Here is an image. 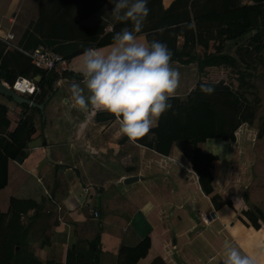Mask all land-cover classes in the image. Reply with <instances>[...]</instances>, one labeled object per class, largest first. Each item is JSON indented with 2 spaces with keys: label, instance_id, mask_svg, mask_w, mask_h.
Wrapping results in <instances>:
<instances>
[{
  "label": "crops",
  "instance_id": "1",
  "mask_svg": "<svg viewBox=\"0 0 264 264\" xmlns=\"http://www.w3.org/2000/svg\"><path fill=\"white\" fill-rule=\"evenodd\" d=\"M172 1L161 0L163 8ZM240 1L245 5L254 2ZM38 6L39 0H0V22L4 21L6 26L0 27V32L13 34L10 46L17 45L29 21L38 17ZM100 11L95 13L94 20L104 23V30L110 32L115 20L113 13ZM200 27L209 28L205 22ZM251 34L235 41L220 39L223 50L238 58L250 72L246 77L250 80L255 66L253 57L260 53L244 52L247 46L250 48ZM207 38L195 44V53L200 54L205 44L209 51L214 50V39ZM137 39L147 41L143 33ZM182 43L183 37L178 36L177 46ZM112 44L88 48L107 52ZM84 50L54 69L65 73L57 78L50 96L44 100L43 110L40 109L43 135L29 142V154L21 163L8 160L7 184L0 189L2 218H10L12 197L38 203L36 209H28L20 218H40L43 232L36 231L37 238L30 247L41 264H64L71 244L85 247L99 230L98 264H118L120 246H135L146 236L150 246L137 264H150L156 257L166 264H224L226 242L244 253L259 255L256 246L264 244V218L257 219L256 228L248 211L258 207L264 213V187H254L250 182L246 143L238 136L243 123L235 131L234 141L208 138L197 144L201 154L211 156L207 170L212 191L206 194L193 163L177 146L168 155L161 154L122 134L116 117L95 118L97 112L106 110L91 105L81 110L75 106L70 89L74 82L83 87L80 67ZM172 66L180 72L175 95L181 98L198 80L228 84V76L234 72L222 65L202 71L196 63L173 62ZM0 103L9 108L10 117L18 113L17 103L2 99ZM11 122L10 128L15 126L14 117ZM40 124L37 115L39 132ZM199 163L204 166L202 159ZM132 176L137 179L124 182ZM210 210L215 212V218L204 224L200 212Z\"/></svg>",
  "mask_w": 264,
  "mask_h": 264
},
{
  "label": "trees",
  "instance_id": "2",
  "mask_svg": "<svg viewBox=\"0 0 264 264\" xmlns=\"http://www.w3.org/2000/svg\"><path fill=\"white\" fill-rule=\"evenodd\" d=\"M110 2L111 0H39L38 17L28 23L17 45L8 46L0 39V80L12 87L18 76L34 80L40 75L41 78L37 81L40 91L34 96L22 95L42 103L50 96L57 78L65 72L60 70L59 74L54 69L42 71L36 68L26 52L44 46L58 53L63 59H68L88 47L112 43L116 32L125 27L131 29L132 24L130 21L113 20L112 30L106 32L105 24L95 21L94 15ZM147 7L149 14L143 21L141 31L136 35L143 33L147 41L166 43L172 52L171 64L196 63L200 71L206 67L221 65L234 70L228 76L231 77L228 84H223V81L198 80L186 97L175 95L169 101L172 107L160 116L157 125L144 137L134 140L164 155H168L173 146H177L193 163L199 174L201 189L206 194L211 193V176L207 170L211 156L209 158L201 154L197 144L208 138L234 141L238 127L242 123L251 122L245 93L248 88L253 87L252 81L246 78L251 74L238 58L223 50L220 39L224 37L226 40L235 41L252 33L249 39L250 48H245V54L262 51L264 0H254L247 5L241 4L240 0H173L167 8H163L161 0H148ZM201 22L208 24L209 28H201ZM178 36L183 37L181 46H177ZM207 36V40L214 39L211 45L214 50L209 51L208 44H205L206 47L202 48L200 54L195 53V44H201ZM201 84L212 86L214 92L211 95L205 94L201 91ZM17 107V117L14 114L10 117L9 108L0 103V189L7 184L8 160L21 163L29 154V142L43 135L42 111L25 103L17 104ZM37 115L41 120L40 132L36 126ZM12 117L15 126L10 128ZM114 117L108 111L97 112L95 116L97 120ZM263 128L261 126L258 130V137H261ZM201 159L204 161L203 167L199 163ZM38 206L33 199L12 197L10 218H2L3 214L0 212V264H41L30 247L31 242L37 238L36 231L43 232L40 218H26L25 223L20 218L22 213ZM248 213L252 225L259 227L257 219L264 218L263 211L255 207ZM100 232L97 231L86 242L85 247H80L78 243L71 244L64 264H98ZM149 246L148 236L135 246H120L118 264H137L146 255ZM46 264L61 263L47 261ZM150 264L166 263L156 257Z\"/></svg>",
  "mask_w": 264,
  "mask_h": 264
},
{
  "label": "clouds",
  "instance_id": "3",
  "mask_svg": "<svg viewBox=\"0 0 264 264\" xmlns=\"http://www.w3.org/2000/svg\"><path fill=\"white\" fill-rule=\"evenodd\" d=\"M111 2L113 18L130 21L132 27L116 32L107 52L84 50L80 67L83 87L81 83H72L71 99L81 110L91 105L114 114L122 134L135 140L148 134L160 116L172 107L169 101L180 86V72L171 64L172 52L166 43L137 39L136 34L150 11L148 0ZM201 91L211 95L214 88L201 84ZM256 247L259 255L244 253L226 242L224 264H261L264 244Z\"/></svg>",
  "mask_w": 264,
  "mask_h": 264
},
{
  "label": "rangeland",
  "instance_id": "4",
  "mask_svg": "<svg viewBox=\"0 0 264 264\" xmlns=\"http://www.w3.org/2000/svg\"><path fill=\"white\" fill-rule=\"evenodd\" d=\"M113 7L114 3L110 2L104 7L103 11L111 13ZM103 11L100 12L102 13ZM0 27H2V29H5L6 26L4 21L0 22ZM253 58L255 59V66L253 70L254 73L251 80L253 87L250 89L248 88L247 92H245L247 103L250 107L247 109V113L251 112V122L243 123V125L238 129V136L240 137L241 141L246 143V166L251 175L250 182L254 187L262 188L264 187V131L261 137H258L257 133L260 127L264 126V49L260 51L259 54H256V56H254ZM0 99L4 101L8 100L14 102L13 100H9L7 97H4L2 95H0ZM251 106H253L252 111ZM14 117L16 118L17 114H14ZM220 140L224 139L221 138ZM225 153L229 154L230 152ZM22 220V222L25 223L26 218H22Z\"/></svg>",
  "mask_w": 264,
  "mask_h": 264
},
{
  "label": "built area",
  "instance_id": "5",
  "mask_svg": "<svg viewBox=\"0 0 264 264\" xmlns=\"http://www.w3.org/2000/svg\"><path fill=\"white\" fill-rule=\"evenodd\" d=\"M0 39L11 45V43H13V34L9 31L0 32ZM26 54L30 56L33 65L42 71L56 69L57 65H62L65 62V59H63L58 53L44 46H38L32 52H26ZM11 88L21 94H26L27 96H34L40 91V88L35 81L22 76H18L14 80ZM93 213L94 215L97 214L96 211ZM214 218L215 212L213 210L200 212V219L204 224H209Z\"/></svg>",
  "mask_w": 264,
  "mask_h": 264
},
{
  "label": "water",
  "instance_id": "6",
  "mask_svg": "<svg viewBox=\"0 0 264 264\" xmlns=\"http://www.w3.org/2000/svg\"><path fill=\"white\" fill-rule=\"evenodd\" d=\"M40 78H41V76L37 75L35 77V80H38ZM0 95L7 97V98H11L17 104L25 103L28 106L37 107L41 110H43V107L45 104L44 101L42 103H37L32 98H28V97L23 96L22 94H20L19 92L15 91L13 88H11L6 82L1 81V80H0ZM136 179H137L136 176L126 177L124 179V182L126 183L129 181H134Z\"/></svg>",
  "mask_w": 264,
  "mask_h": 264
}]
</instances>
